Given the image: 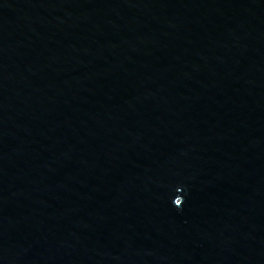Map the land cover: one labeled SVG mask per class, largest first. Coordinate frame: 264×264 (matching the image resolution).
I'll use <instances>...</instances> for the list:
<instances>
[{
  "label": "water",
  "instance_id": "water-1",
  "mask_svg": "<svg viewBox=\"0 0 264 264\" xmlns=\"http://www.w3.org/2000/svg\"><path fill=\"white\" fill-rule=\"evenodd\" d=\"M0 264H264V0H0Z\"/></svg>",
  "mask_w": 264,
  "mask_h": 264
}]
</instances>
